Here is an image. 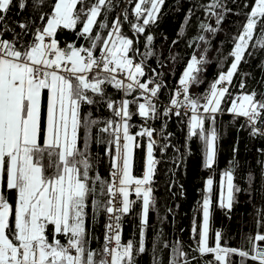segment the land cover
<instances>
[{
	"label": "snow or ice",
	"instance_id": "obj_1",
	"mask_svg": "<svg viewBox=\"0 0 264 264\" xmlns=\"http://www.w3.org/2000/svg\"><path fill=\"white\" fill-rule=\"evenodd\" d=\"M164 5L165 0H0V264H136L149 248L151 264H165L164 251L167 264H200L201 260L233 264L232 256L240 258L239 264L249 260L264 264V232L260 231L264 210L257 211L255 235L246 237L250 251L222 246L221 231L214 234V246L209 245L212 176L205 180L196 209L199 223L193 218L191 254L179 239L161 244L162 232L148 244L150 215L158 211L153 183L160 161L155 151L164 155L175 148L172 134L166 132L168 119L175 116L186 126V147L193 138L199 139L205 169H213L216 160L219 114L226 111L233 120L244 118L240 128L248 129L250 137L264 139V92L245 91L249 74L239 71L242 63L264 52V0L244 3L247 11L228 53L231 63L203 93L192 90L204 83L210 41L204 35L193 38L189 47L199 51L193 52L177 86L170 90L168 103L161 106L159 95L167 85L156 68L150 69L151 75L146 72L149 59L156 55L154 37L146 29L156 23ZM13 7L30 12L26 20L15 23L19 31L8 23ZM201 7L208 19L215 17L217 25L233 11L225 0H209ZM188 13L180 36L194 8ZM125 24L131 35L123 31ZM199 28L213 35L219 31L203 21ZM65 30L85 43L62 45L58 34ZM141 36L143 50L138 47ZM237 75L241 91L233 94L230 88ZM108 88L123 93L122 97L113 99ZM227 101L229 106L223 108ZM94 105L105 107L114 117L101 129L115 146L114 154L109 153L108 178L93 171L89 153L90 133L99 121L91 113L82 115V109ZM133 116L142 121L135 133L130 132L136 127ZM155 120H163L159 130L150 124ZM138 138H147L141 177L132 171L134 148L141 146ZM257 151L264 181V148ZM181 163L182 159L174 161L176 166ZM255 180L249 172V187L242 189L234 183V167L224 171L217 205L230 211L236 194H251ZM133 194L135 200L130 199ZM137 202L139 240L122 243L121 218ZM101 213L107 217L104 243L93 248V227ZM165 219L161 217V223ZM207 254L214 259H203Z\"/></svg>",
	"mask_w": 264,
	"mask_h": 264
},
{
	"label": "trees",
	"instance_id": "obj_2",
	"mask_svg": "<svg viewBox=\"0 0 264 264\" xmlns=\"http://www.w3.org/2000/svg\"><path fill=\"white\" fill-rule=\"evenodd\" d=\"M209 0H165V5L161 9L155 24L146 29V34L154 37L153 50L156 55L149 59L146 72L151 75L150 69L156 68L162 75L159 79L166 81L167 87L162 89L159 100L160 103L168 100L170 90L177 86L179 77L186 66L188 60L194 51L199 49L189 47L193 38L197 35H204L210 41L209 63L206 66L204 74V83L192 91L203 93L208 88L209 83L213 81L218 73L223 70L227 71L231 58L228 53L233 47L232 37L237 35L239 25L243 22L244 3L246 0H238L236 4L232 0H225L226 7L233 9L231 13L225 15L220 25L215 23V17L208 19L201 7L207 4ZM132 5L129 6L131 9ZM189 8H194L195 14L191 16V22L185 28L182 36L178 35L184 24V19ZM119 9H117L118 11ZM29 10L20 13L16 7H13L7 14L8 23L15 28L17 21L26 20L29 17ZM111 19V16H110ZM203 21L212 27L219 28L214 35L209 32H201L199 23ZM19 31L18 28H15ZM125 34L131 35L127 24L124 25ZM10 39V36H5ZM61 44L76 41L77 46L84 44L83 39L77 40L76 35L72 31L65 30L58 34ZM173 41H177L173 44ZM138 47L143 50L144 36L140 37ZM175 57V60H173ZM264 52H258L254 59H250L248 63H242L240 73H248L245 80V91L251 92L256 90L258 93L264 92ZM161 63L164 65L161 67ZM241 76L237 75L233 79V87L230 91L233 94L239 93V83ZM108 93L113 99L119 100L122 97L121 92H117L112 88H108ZM230 101L222 104L223 108H227ZM161 106H164L161 104ZM134 110V106H133ZM91 113V118L99 121L90 133V158L93 164V171L108 178L111 155L114 154L115 146L110 144L112 139L109 133L103 132L104 122L113 119L112 113L102 106H85L82 109V115L87 116ZM131 123L136 125L130 129L135 133L140 130L142 123L138 116H133ZM163 120L150 121L155 129L159 130ZM244 123V118L233 120L231 114L226 111L218 115L216 128L218 131V140L216 141V160L213 169H205L203 167V149L202 144L197 138H193L185 145L186 126L180 122L175 116L167 121V133H171V143L180 151L176 152L175 148L161 155L159 150L155 151L156 158L160 161L156 166V174L154 177L153 187L155 189L154 196L157 201V213L150 215V226L147 232L148 244L151 245L157 239V232H162L160 237L161 244L163 241L179 239L183 242L186 251L190 252L189 246H194V241L190 238L193 226V218L196 217L197 223L200 220V213L196 210L199 202L203 198V189L205 180L212 176L213 193L212 207L210 216V240L209 245L214 246V234L221 231L223 238L222 246L226 244L229 248H237L249 250L251 245L247 242L246 237L255 235L257 211L264 210V181L260 179L261 169L257 163L261 159V154L257 149L264 148V139L250 137L248 129H241L240 125ZM154 138H158L154 134ZM140 147H136V154L133 161V173L136 177H141L145 169V151L147 138H138ZM237 150L234 152L233 149ZM183 154V155H181ZM182 159L183 163L176 166L174 161ZM234 162V164H233ZM234 167V183L242 189L249 187L247 177L251 172L256 180L253 183L251 194L245 191L236 194V201L229 211L226 208H220L217 205V197L219 194L218 184L221 174L233 169ZM130 199L135 200L134 194ZM171 209V214L168 213ZM167 217L161 223L160 218ZM106 215L101 213L94 223L93 235L96 240L91 245L93 248H99L104 243V225ZM139 220H140V203L133 204L130 212L122 216V243L129 240L137 242L139 240ZM264 232V228L260 229ZM151 249L138 258L136 264H151ZM165 264H167L168 252L163 253ZM203 259L213 260L212 254H207ZM233 264H239L240 258L232 256ZM203 264V260L200 261ZM247 264H253L247 261Z\"/></svg>",
	"mask_w": 264,
	"mask_h": 264
},
{
	"label": "built area",
	"instance_id": "obj_3",
	"mask_svg": "<svg viewBox=\"0 0 264 264\" xmlns=\"http://www.w3.org/2000/svg\"><path fill=\"white\" fill-rule=\"evenodd\" d=\"M167 103H168V100L162 102L161 104H162V105H166ZM105 223H107V217L105 218Z\"/></svg>",
	"mask_w": 264,
	"mask_h": 264
},
{
	"label": "rangeland",
	"instance_id": "obj_4",
	"mask_svg": "<svg viewBox=\"0 0 264 264\" xmlns=\"http://www.w3.org/2000/svg\"><path fill=\"white\" fill-rule=\"evenodd\" d=\"M135 152H136V148H134V157H135ZM134 157H133V161H134ZM145 162H146V151H145ZM132 171H133V169H132ZM133 175H134V173H133Z\"/></svg>",
	"mask_w": 264,
	"mask_h": 264
},
{
	"label": "crops",
	"instance_id": "obj_5",
	"mask_svg": "<svg viewBox=\"0 0 264 264\" xmlns=\"http://www.w3.org/2000/svg\"><path fill=\"white\" fill-rule=\"evenodd\" d=\"M135 154H136V152H135Z\"/></svg>",
	"mask_w": 264,
	"mask_h": 264
},
{
	"label": "bare ground",
	"instance_id": "obj_6",
	"mask_svg": "<svg viewBox=\"0 0 264 264\" xmlns=\"http://www.w3.org/2000/svg\"><path fill=\"white\" fill-rule=\"evenodd\" d=\"M123 95V94H122Z\"/></svg>",
	"mask_w": 264,
	"mask_h": 264
}]
</instances>
